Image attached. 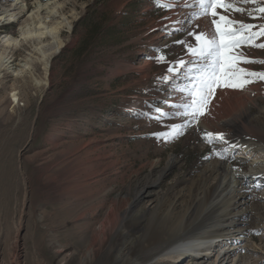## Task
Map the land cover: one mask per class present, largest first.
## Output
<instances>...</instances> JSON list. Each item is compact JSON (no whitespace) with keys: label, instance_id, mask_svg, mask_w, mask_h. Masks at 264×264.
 <instances>
[{"label":"rangeland","instance_id":"1","mask_svg":"<svg viewBox=\"0 0 264 264\" xmlns=\"http://www.w3.org/2000/svg\"><path fill=\"white\" fill-rule=\"evenodd\" d=\"M58 1L62 3L59 13L69 24L58 32L62 45L51 57L47 80L39 55L32 52L29 42L14 49L9 62L19 68L30 51L32 55H26L31 64L28 71L17 81L11 68L0 74V264H121L119 255L124 252L122 258L126 257L125 244L132 247L145 238L147 226L160 212L173 216L185 212L182 207H171L170 192L184 185L191 187L196 176L208 171L214 161L219 163L213 149L225 147L222 142H205V132H216L207 130L201 120L175 138L164 140L153 135L169 131L172 124L183 123V118L155 119L157 107L164 112L177 111L171 105L181 103L182 94L171 83L158 81L168 64L150 57L161 49L169 62L189 58L184 47L174 42L185 38L194 41L175 31L178 25L174 22L185 20L187 28L194 9L184 8V0H175L178 6L170 10L158 7L155 0ZM33 2L23 1L27 8L21 11L19 21L0 20V38L19 35L20 21L31 12ZM235 18L264 23L239 13ZM196 24L203 29L209 20H192V25ZM164 25H169L167 30ZM257 42H264V38ZM244 51L250 58L264 59V49ZM243 67L264 72V64ZM2 73H6L4 77ZM13 83L24 85L28 100L14 105L7 101ZM249 90L257 103L249 114L257 118L264 114V81L250 83L243 90L218 89L216 97ZM222 130L227 132V127L222 126ZM226 139L238 146L242 138ZM249 146L255 148V142ZM227 154L233 169L224 160L221 165L225 170H219L218 176L227 178L226 171L244 177L251 174L250 158H243L240 149L229 148ZM170 158L177 159L174 167L158 177ZM212 177L209 182H214ZM146 178L158 182L129 211L131 215L143 208L141 218L128 228L122 225L120 236L89 254V227L99 225L115 196L131 197ZM263 195L264 185L253 191V213L264 215V207L259 208ZM248 224L249 247L264 256V239L259 237L263 229ZM139 252L140 256L149 253ZM170 261L155 264H191L181 263L182 259ZM258 264H264V257Z\"/></svg>","mask_w":264,"mask_h":264},{"label":"bare ground","instance_id":"2","mask_svg":"<svg viewBox=\"0 0 264 264\" xmlns=\"http://www.w3.org/2000/svg\"><path fill=\"white\" fill-rule=\"evenodd\" d=\"M0 1V13L2 14L0 20L6 22L13 21V19L19 21L21 11L27 8L23 3L24 0H15L10 3L8 0ZM33 3L31 12L20 21L19 35L13 37L8 34L0 38L2 45L0 74L3 69L11 68L15 76L14 80L25 74V71L31 67L26 55H32L33 51L39 55L38 62L42 64L44 79H46L51 57L62 45L58 32L63 26L69 24L67 18L59 13L62 4L60 1L34 0ZM164 33L162 31L161 35ZM26 42L31 43L32 52L26 53L24 62L19 68L13 67L12 64L9 65V62L13 61L11 57L14 49ZM5 74L2 73L1 76L4 77ZM10 86L7 94L9 103L14 105L18 104L21 99H29L24 85L19 87L13 83ZM251 92L252 90L244 93L227 92L220 97H215L208 113L200 119L207 130L224 133L225 137L231 139L242 138L234 149H240L245 156L243 158H250L249 173L251 174H246L244 177L226 171L225 174L228 176L227 178H224L226 175L222 176L223 179L217 175L219 170H225L222 162L227 160L231 167L232 164L227 153L224 159L219 157V163L214 161L208 171L196 176L191 187L184 185L179 190L170 192L171 207L173 209L182 207L185 212L180 216H173L165 210L163 211L165 213L160 212L147 226L148 232L145 238L132 247L125 244L123 249H127L126 257L122 258L124 252H120L119 255V258L123 260L121 264H155L166 260L174 262L177 259H182L181 263L188 261L191 264H215L216 262L217 264H258L262 261L264 256L255 254L246 239L251 232L248 223L257 225V229H263L259 237L264 239V215L260 211L253 213L251 209L253 191L264 185V114L258 115L257 118L250 117V108L257 105ZM233 115V118L228 117ZM222 126L227 127V132H223ZM251 141L255 142V148L249 146ZM176 162L177 159L170 158L158 177L164 176ZM209 176H213L214 182H209ZM157 182V179L146 178L140 189L131 197L127 194L114 197L99 225L89 227L90 234L86 241L89 254L90 251L96 250L95 247L103 246L108 240L120 236L121 231L119 230L122 225L128 228L141 218L143 208L133 210L131 215L129 211L137 206L143 196L149 195L150 187L156 185ZM181 203L184 206H181ZM259 204H261L259 208L264 207V195ZM161 206L164 207V204L162 203ZM242 210L243 214H241ZM69 218L74 217L68 216L67 219ZM67 219L64 220L65 223ZM218 221L221 222L216 224L215 222ZM231 244H233L232 248H230ZM140 249L147 250L149 253L140 256L138 254Z\"/></svg>","mask_w":264,"mask_h":264},{"label":"snow or ice","instance_id":"3","mask_svg":"<svg viewBox=\"0 0 264 264\" xmlns=\"http://www.w3.org/2000/svg\"><path fill=\"white\" fill-rule=\"evenodd\" d=\"M162 9H174L178 5L175 0H155ZM242 5H255L246 8ZM184 8L194 9L190 13L191 19H177L175 31L186 33V37L174 43L182 45L188 59L180 58L169 62L161 49L158 55L150 57L157 63H167V71L162 77H157L163 84H172L175 91L181 93L182 102L171 105L175 112H164L155 108L158 121L163 118L181 117L183 123L172 124L167 132L153 133L157 139L168 140L183 135V130L198 125L200 119L209 111V107L216 97L217 90H243L248 84L264 81V72L251 71L243 65L250 63L264 64V59H253L246 55L244 49L254 47L264 49V42H257L264 38V23H247L235 18V14L247 15L254 20H264V0H184ZM204 18L209 24L201 29L199 24L192 25V20ZM167 19V18H166ZM169 25H164L167 30ZM167 45H165V48ZM176 80L182 83L176 84ZM148 115V113H145ZM203 139L208 144L222 142L225 147L213 149V154L221 159L229 148L236 147L230 144L224 133L205 132Z\"/></svg>","mask_w":264,"mask_h":264}]
</instances>
